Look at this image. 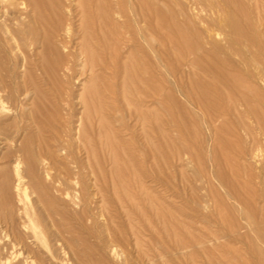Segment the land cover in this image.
Listing matches in <instances>:
<instances>
[{
  "label": "rangeland",
  "instance_id": "rangeland-1",
  "mask_svg": "<svg viewBox=\"0 0 264 264\" xmlns=\"http://www.w3.org/2000/svg\"><path fill=\"white\" fill-rule=\"evenodd\" d=\"M86 1L89 3L87 4ZM135 1L45 0L52 9L45 11L46 8L42 7L40 17L27 0H0V181L2 185L4 183L8 185L7 188L0 182V238L2 239L5 233L12 232L11 223L21 229V221L27 220L25 214L27 212L39 224L46 239L45 245L48 246L44 248L40 240H36L34 246L42 250L40 258L42 262L39 261L37 264L61 262L62 264L70 262L71 264H258L260 263L258 257L249 251L248 246L252 243L254 247L264 249L260 238L259 240L257 238L259 220L264 219L262 217L264 216V51H262L264 29L258 28L256 31L257 38L260 39V42L255 44L257 47L241 45L243 50L237 48V53L234 51L233 54L224 44L223 36L219 35V37L212 31V21L221 13L218 9V11L215 8L211 9L213 0H153L168 18L184 23V26L187 25L189 29L191 27L190 30H194L190 31L192 33L188 31V35L186 31L187 36L184 38L197 47L194 52H185L184 56V53L176 48L182 37H178L174 29L171 32L170 28L164 30L167 32L164 36L151 29H145L144 23L139 20L134 10ZM87 7L90 11L85 9ZM215 11L220 13H214ZM103 12L104 15L108 14L109 21ZM151 22L153 23V18ZM193 33L197 35L194 36ZM214 35L219 45L218 50L214 49V52L216 50L218 53L213 55L211 39H214ZM147 38L149 49L145 43ZM99 40H105L104 42L110 47L108 50L104 49L106 53L101 52L102 48L98 49ZM84 41H88L86 43L98 49L93 47L91 56L93 60H87L89 64L92 62V65L86 64V59L77 55L78 48ZM188 41L187 43H190ZM111 47H116L118 52H115V49L112 51ZM51 48L58 50L63 57H67L71 61L68 62L70 65H65L67 59L63 60L55 55ZM144 49L146 52H143ZM162 49L167 55L166 62L158 66L156 54ZM113 52L116 53L117 71L120 70L116 77L111 71L113 65L110 66L113 63ZM182 55L185 58H182ZM75 57L77 59L74 61ZM145 57L149 62L143 63ZM243 57L246 58L247 63ZM108 59L110 61L105 63ZM192 59H195L196 63L200 61L196 64L191 61ZM94 63L98 66L93 65ZM100 63H104L106 67L104 68V65L99 67ZM215 63L219 66L217 67L218 64ZM71 64H73L72 69ZM48 68L56 75L50 72L49 74ZM65 68L68 70L64 72ZM126 68L129 69L128 72ZM215 68L222 69V75L225 72V77L232 86L229 81L228 83L225 81L227 78L215 74ZM130 70H133V73L137 72L135 73L137 79L142 77L138 86L149 87L146 85L152 81V84L149 82L150 87L146 90L138 88L137 79L134 78L135 82L134 79L130 82L128 76V79H125L126 75L132 73ZM231 72L237 73L238 78L235 76V79L237 81L240 79L239 82L235 81V84L232 82L235 79ZM66 73H69V76ZM143 77L150 79L146 83ZM241 82L245 85L238 84ZM236 84L239 88L233 90L232 87ZM197 85L212 92L208 93L206 90L201 94L204 91L198 86L202 95L200 97ZM134 86H137L136 89ZM159 86L166 95L163 105H159V93L155 91L156 95L154 92ZM132 88L135 94L137 88H141L140 91L147 92L149 89L152 92L148 93V99H146L148 96L143 97L145 95L142 94L140 100L144 103L135 105L132 103L135 98L133 91L130 90ZM118 89L122 97L117 94ZM110 91L111 93L116 91L117 97ZM213 92L219 96L215 99L217 98L221 103L211 99L214 97ZM208 94L211 98L205 97L209 96ZM243 95L244 101L241 98ZM64 97L69 101L66 99V102ZM197 98H200L202 103ZM214 103L218 106L216 107ZM201 104L208 109L210 115L203 111L205 109ZM134 111L142 112L140 114L144 119L151 113L162 115L157 116L162 120V131L166 134L164 136L163 132L166 141H164L166 144L164 142L163 144L166 147L162 153L165 154L162 156L161 153L158 154L163 157L162 159L157 155L154 156L155 158L152 155L146 157V150L142 151L147 145L146 136L150 135L148 137L150 139L152 133L150 134L149 131L147 132L149 135L144 136L142 117L139 116L141 119L135 121L134 114H137L136 118L140 114ZM214 112L218 115L216 113L215 116ZM128 115L130 118H127ZM114 116L118 121L121 118V121L118 122ZM80 117L86 118L83 119V128L88 132L84 129L82 140L77 138L78 135L76 136L80 128L78 122ZM40 118L46 119L47 125L43 120L42 126L39 123ZM55 120L58 121V123L56 121L57 126L54 125ZM65 121L69 122V127L66 125L68 122ZM48 124H51V127H47L50 126ZM68 129L71 131L69 132ZM15 130L18 133L13 141H10L9 134L10 132L11 135L15 134ZM67 132L72 134L70 140L69 135H66ZM86 137L88 140L85 139ZM153 137L155 138V134ZM44 138L46 141H43ZM130 139L133 141H129ZM155 140L152 142H157ZM112 141L116 143L115 146L110 143ZM22 142L23 147L20 146ZM38 142H40L39 146ZM82 142L83 144L86 142L84 146ZM66 143L69 148L68 155L64 150ZM85 146L89 149H85ZM111 147L115 150H111ZM87 150L90 154H87ZM47 153L50 159L47 158ZM17 162L18 164L21 162L19 166L17 165L19 171L16 169L19 175L14 173ZM65 172L69 174L66 175ZM5 177L8 178L6 179L9 180L8 182ZM17 181L21 187L27 186L28 198L20 194L21 201L19 195L16 196ZM74 183L79 186L77 184L75 186ZM54 184L56 187H61L59 192L52 187ZM4 187L6 191H3ZM52 208L57 210L56 214L60 209H64L66 215L64 218L60 210L63 216L61 212H59L61 218L59 214L54 215V222L56 224L64 222L60 224H67L66 227L72 229L70 236L68 233L62 234V237L65 235L63 238H66L64 245L60 244L62 243L60 241L57 244V231L50 226L51 221L47 214ZM78 216L82 220H79ZM78 220L82 222L79 223ZM68 223L72 226H68ZM61 245L65 248H61ZM3 253L5 255V251ZM19 256V259H22L23 255Z\"/></svg>",
  "mask_w": 264,
  "mask_h": 264
},
{
  "label": "bare ground",
  "instance_id": "bare-ground-1",
  "mask_svg": "<svg viewBox=\"0 0 264 264\" xmlns=\"http://www.w3.org/2000/svg\"><path fill=\"white\" fill-rule=\"evenodd\" d=\"M26 1V0H25ZM126 1V0H125ZM27 2H28V4H30L31 5V7H32V9H33V11L37 14V16H40V11H41V8L43 7V9H44V7L46 8L45 9V11L47 10V9H49V10H51L52 9V7H50V5H48V3L47 2H45V0H27ZM26 2V3H27ZM54 2V1H53ZM84 2H85V0H84ZM136 2V7H135V9L134 10H136V14H137V16L139 17V20H141L143 23H144V26H145V29H151V30H153V31H156V32H158V34L160 35V36H164L165 35V32L166 31H164V30H166V29H169L170 30V32H171V30H173V31H175L174 33H176L177 34V36L178 37H182L181 39L180 38H178V40L180 39V40H182L181 42H178L177 43V49H179L180 51H182L183 53V55L185 56L186 54H185V52H191V51H193L197 46H195L194 47V45H192V42L190 41V43H187V41L188 40H186V38H184V37H186L187 35H188V31H189V33H192V32H190V31H194V30H190L191 29V27H190V29H189V27L186 25V26H184L185 24L184 23H178V22H176V21H174L172 18H168V16H166V14L164 13V11H163V9L161 8V7H159L158 5H156L155 4V1H153V0H136L135 1ZM81 3V2H80ZM86 3H87V1H86ZM86 3L84 4V6L86 5ZM89 3V2H88ZM87 3V4H88ZM92 3V2H91ZM108 5V4H107ZM212 6V8L211 9H213V8H215L216 10L218 9V10H220L221 11V13H222V15H221V13H220V11L218 12V13H220V16L218 17V15H216V14H214L215 16H217L218 18H216L215 20H213L212 22V31H214V34H216V35H222L223 36V38H222V40H224L225 42H224V44L225 45H227V47L231 50V52H233V54H235V52H236V50H237V48H239L238 50H240V48L242 49V47H247V46H253V45H255L256 43H259L260 42V39L259 38H257V34H256V31H258L257 29L258 28H261V29H264V0H215V2H214V0H213V2H212V4H211ZM100 6V5H99ZM216 6V7H215ZM91 7V6H90ZM96 8V7H95ZM105 9H106V7H104ZM103 8V9H104ZM107 8H108V6H107ZM83 9V8H82ZM87 11H90V10H88V7L87 8H85ZM90 9V8H89ZM104 9V10H105ZM125 9V8H124ZM84 10V9H83ZM214 10V9H213ZM212 10V11H213ZM217 10V11H218ZM82 11V10H81ZM95 11V10H94ZM107 11V13H108V10H106ZM129 11V10H128ZM127 10H126V12H128ZM217 11H215L214 13H217ZM53 12H55V11H53ZM86 13V12H85ZM84 13V14H85ZM92 13V12H91ZM106 13V12H105ZM217 13V14H218ZM93 14H94V12H93ZM97 14V13H96ZM95 14V15H96ZM99 14V13H98ZM103 15H104V12H103ZM56 16H57V14H56ZM88 16H90V15H88ZM104 16H106L107 18H108V21H109V17H108V14L107 15H104ZM36 17V16H35ZM41 17V16H40ZM47 18V17H46ZM89 18V17H88ZM152 18H153V23L151 22L152 21ZM89 19H92V18H89ZM104 19V18H103ZM105 21L107 20L106 18L104 19ZM90 22H92V21H90ZM93 23V22H92ZM105 23V22H104ZM110 23H112V22H110ZM4 24V23H3ZM108 24V23H107ZM93 25V24H92ZM112 25V24H111ZM130 25V24H129ZM104 26V25H103ZM84 27H85V24H84ZM111 27V26H110ZM116 27V26H115ZM132 27V26H131ZM90 28V27H89ZM101 28H102V26H101ZM108 28V27H107ZM114 28V27H113ZM106 29V28H105ZM147 29V30H148ZM193 29V28H192ZM260 30V29H259ZM89 31V30H88ZM104 31V30H103ZM106 31H108V30H106ZM116 31V30H115ZM152 31V32H153ZM186 31H187V35H186ZM105 32V31H104ZM147 32V31H146ZM155 32V33H156ZM163 32H164V34H163ZM92 33V32H91ZM167 33V32H166ZM259 33V32H258ZM113 34H115L114 33V31H113ZM151 34V33H150ZM157 34V35H158ZM195 33H193V35H194ZM262 34H264V33H262ZM42 35V34H41ZM173 35V34H172ZM190 35V34H189ZM197 34H195L194 36H196ZM260 35V34H259ZM99 36V35H98ZM101 36V35H100ZM105 36V35H104ZM104 36H103V38H104ZM176 36V35H175ZM191 36V35H190ZM116 37V36H115ZM220 37V36H219ZM100 38V37H99ZM110 38V37H109ZM158 38V37H157ZM164 38H166V37H164ZM190 38V37H189ZM192 38V37H191ZM158 39H161V40H163L162 38H158ZM188 39V38H187ZM214 39H215V35H214ZM211 39V44H212V47H213V50H212V52L211 53H213V55L214 54H217L218 53V51H217V53H216V50H218L217 49V47H218V42L216 41L217 39ZM101 40H103V39H101ZM101 40H99V42L97 41V44L99 45V47H98V49L99 50H101L100 48H102L103 50H101V52L103 53H106L105 51H104V49H106V50H108V45L104 42V41H101ZM194 40V39H193ZM158 41V40H157ZM188 41V42H189ZM262 41H264V40H262ZM86 42H88V41H86ZM85 41L80 45V48H78V51H77V55H80L81 57L83 56V58L84 59H86V61L87 60H93V58L91 57L92 56V48L94 47V49L96 48V46H93L92 47V45H90V43L88 44V43H86ZM108 42V41H107ZM176 42V41H175ZM198 42V41H197ZM66 43V42H65ZM146 45H148L147 47H148V49H149V39L147 38L146 39ZM181 43V44H180ZM15 44V43H14ZM163 44V43H162ZM194 44H196V42L194 43ZM198 44H200L199 42H198ZM240 45V47H237V46H239ZM241 45H242V47H241ZM243 45H245V46H243ZM259 45V44H258ZM262 45H264V44H262ZM52 46H54V45H52ZM256 47H257V45H255ZM114 47V46H113ZM198 47H199V45H198ZM249 47V48H250ZM216 48V50H215V52H214V49ZM227 48V49H228ZM262 48H264V47H262ZM52 49V48H51ZM94 49H93V51H94ZM97 49V48H96ZM97 49V50H98ZM109 49H110V47H109ZM113 49H115L114 51L115 52H118V49L115 47V48H112L111 47V50L113 51ZM134 48H132V50H133ZM220 49V48H219ZM227 49H225V51L227 50ZM228 49V50H229ZM48 50V49H47ZM52 50H54V49H52ZM233 50V51H232ZM243 50V49H242ZM255 50V49H254ZM235 51V52H234ZM257 51V50H256ZM262 51H264V49H262ZM52 52V51H51ZM54 53H55V55H58V56H60L61 57V59H67V57H63L62 55H60L59 54V51L57 50V51H53ZM95 52V51H94ZM143 52H146L145 51V49L143 50ZM194 52V51H193ZM220 52V51H219ZM229 52V51H228ZM240 52V51H239ZM251 52V51H250ZM259 52H261V51H259ZM58 53V54H57ZM97 53H99V52H97ZM102 53H100V57H102L101 55H102ZM132 53V52H131ZM210 53V52H209ZM227 53V52H226ZM237 53V52H236ZM241 53V52H240ZM70 54H72L71 52H70ZM113 54H114V52H113ZM112 54V55H113ZM118 54V53H117ZM133 54V53H132ZM239 54V53H238ZM242 54H244V53H242ZM261 54V53H260ZM54 55V54H53ZM74 55V54H73ZM97 55V54H96ZM99 55V54H98ZM105 55H107V54H105ZM104 55V56H105ZM131 55V54H130ZM151 55V54H150ZM182 55V56H183ZM225 55V54H224ZM230 55H232V53L230 54ZM75 56V55H74ZM74 56H73V58H74ZM107 56H109V55H107ZM111 56V55H110ZM143 56V55H142ZM147 56V55H146ZM166 52L164 53V50L162 49V51L161 50H159L158 52H157V54H156V59H157V64H158V66H160V65H162L163 63H165L166 62ZM181 56V57H182ZM182 57V58H185V57ZM201 56V55H200ZM203 56V55H202ZM205 56V55H204ZM216 56H218V55H216ZM242 56H244V55H242ZM255 56V55H254ZM262 56V55H261ZM71 57H72V55H71ZM144 57V56H143ZM148 57V56H147ZM147 57H145L146 59L144 60V62L143 63H146L145 61H147V62H149V60H148V58ZM181 57H180V59H181ZM198 57V56H197ZM206 57H207V54H206ZM219 57V56H218ZM225 57V56H224ZM227 57H229V56H227ZM241 57V56H240ZM245 57V56H244ZM243 57V58H244ZM252 57V56H251ZM45 58V57H44ZM73 58H72V60H73ZM99 58V57H98ZM106 58V57H105ZM139 58V57H138ZM137 58V59H138ZM195 58V57H194ZM205 58V57H204ZM210 58V57H209ZM208 58V59H209ZM242 58V59H243ZM257 58V57H256ZM47 59V58H46ZM77 58L75 57V59H74V61L76 60ZM100 59V58H99ZM134 59V58H133ZM197 59V58H196ZM201 59V58H200ZM206 59V58H205ZM215 59V58H214ZM213 58H212V60H214ZM218 59V58H217ZM216 59V60H217ZM224 59H226V57L224 58ZM224 59H222V60H224ZM228 59V58H227ZM245 60H246V58H244ZM243 59V60H244ZM70 60H71V58H70ZM82 60V59H81ZM91 60V61H92ZM115 60H116V53L112 56V61H113V63H111V65L110 66H112V74H113V76H117V73H119L118 71H120V70H118L117 71V69H118V67H117V62H115ZM184 60V59H183ZM231 60V59H230ZM242 60V61H243ZM244 60V61H245ZM58 61V60H57ZM100 61V60H99ZM110 60L108 59L107 60V62H105V63H108ZM136 61V60H135ZM192 62H194V63H196V60L195 59H192L191 60ZM200 61V60H199ZM199 61L196 63V64H198L199 63ZM244 61H243V63H244ZM61 61H59V63H60ZM64 62H66V61H64ZM68 62H70L71 63V61H69L68 59H67V64L65 63V65H70V64H68ZM73 62V61H72ZM84 62H85V60H84ZM88 62V61H87ZM86 62V64H89V62L87 63ZM98 62V61H97ZM134 62V61H133ZM201 62L203 63V61L201 60ZM92 63V62H91ZM90 63V64H91ZM246 63H247V60H246ZM61 64V63H60ZM59 64V65H60ZM86 64H84V65H86ZM89 64V65H90ZM97 65V63H94L93 65ZM131 64V63H130ZM136 64H137V61H136ZM151 64V63H150ZM215 64H218V63H215ZM214 64V65H215ZM222 64V63H221ZM238 64V63H237ZM72 65L73 64H71V66H70V68L72 67ZM92 65V64H91ZM100 65L101 66H99V67H102L103 65V67L105 68L106 67V65L104 64V63H100ZM108 65V64H107ZM129 65V64H128ZM134 65V64H133ZM133 65H130L131 67H133ZM147 65H148V63H147ZM235 65V64H234ZM234 65H232V67L234 66ZM62 66V65H61ZM63 66H64V64H63ZM62 66V69H64V67ZM98 66V65H97ZM130 66H128L129 67V69H130ZM150 66V65H149ZM219 66V64L217 65V67ZM44 67H46V66H44ZM60 67V66H59ZM67 67V66H66ZM136 67V66H135ZM144 67V66H143ZM216 67V66H215ZM47 68V67H46ZM54 68V67H53ZM61 68V67H60ZM84 69H85V67H83ZM89 68H91V67H89ZM134 68V67H133ZM138 68V67H137ZM150 68V67H149ZM214 68V67H213ZM234 68H236V72H237V67H236V65H235V67ZM50 69H52V68H50ZM56 70H57V68H55ZM72 69V68H71ZM127 69V68H126ZM129 69H127V71L126 72H128V70ZM132 69V68H131ZM216 70H215V74H217V75H219V76H223L222 78H227V77H225V72H224V75H222V73H221V71H222V69L220 70V69H218V68H215ZM61 70V69H60ZM66 70H68V68L66 69L65 68V70H63L64 72L66 71ZM224 70V69H223ZM58 71H59V69H58ZM132 73H133V70H130ZM239 71V70H238ZM257 71V70H256ZM50 72V70H49V68H48V73ZM71 72V71H70ZM131 72H129V73H131ZM213 72V71H212ZM50 73H52V74H55L56 75V73L54 72H50ZM49 73V74H50ZM128 74V75H126V78L125 79H128L127 78V76L129 77V81L130 80H133L134 78L135 79H137V77H135V73H137L136 71H135V73H133V74ZM232 73V72H231ZM230 73V74H231ZM234 73V72H233ZM232 73V77L235 79V76L238 78V76L236 75V74H233ZM67 74V73H66ZM69 74V73H68ZM67 74V76H69ZM111 74V73H110ZM214 74V73H213ZM137 75V74H136ZM141 75V74H140ZM227 75H229V74H227ZM145 77V76H144ZM143 77V78H144ZM231 77V80H233V78ZM98 79V78H97ZM124 79V80H125ZM135 79H134V82H135ZM146 78H144L143 79V81H145L146 83H147V81H149V79L150 78H148L147 77V79L145 80ZM127 80V81H128ZM142 80V77H140V78H138L137 79V86H138V84H139V81H141ZM217 80V79H216ZM127 81H126V83H127ZM212 81V80H211ZM218 81H220V80H218ZM225 81H227V83H228V81H229V79L227 78ZM235 81L236 82H239L240 81V79H239V81H237V79H235L234 81H232L234 84H235ZM124 82V81H123ZM131 82V81H130ZM150 82V81H149ZM149 82L147 83L148 85H146L145 83V85L146 86H149L150 87V85H149ZM195 82V81H194ZM245 82H247V81H244V83ZM126 83H124L125 85H126ZM129 83V82H128ZM141 83H143V82H141ZM140 83V84H141ZM229 83H231L230 81H229ZM135 84V85H136ZM150 84H152V81L150 82ZM217 84V83H216ZM220 84V83H219ZM239 85H245V84H243L242 82L241 83H238ZM238 84H236V86L235 85H233V90L235 89H237V88H239L237 85ZM203 85V84H202ZM227 85H229V84H227ZM231 86H232V83L230 84ZM229 85V86H230ZM89 86V85H88ZM131 86V85H130ZM137 86H134V88L136 89V87ZM199 85H197V89H198V91H199V95H200V88L202 89V91H204V92H202L201 94H204L205 92H206V90H204L202 87H198ZM204 86V85H203ZM226 86V85H225ZM235 86V87H234ZM111 87H113V86H111ZM110 87V88H111ZM117 87V86H116ZM139 87H141V88H145L144 86L142 87V86H138V88ZM149 87H146L145 88V90L147 89V88H149ZM154 87V86H153ZM207 87H209V86H207ZM246 87H247V84H246ZM248 87H250L249 85H248ZM114 88H115V86H114ZM119 88V87H118ZM131 88V87H130ZM134 88H132V89H130V90H134ZM137 88V90H136V94H135V92L133 91H131L132 92V94L133 95H135V98H134V96H131V98H134L133 100H132V103H134L135 105H137L138 103H144V102H141V100H140V96H142V94L143 95H145V96H143V97H146V96H148L146 99H148L149 98V92H152L151 90L149 91V89L147 90V92L144 90V91H140V90H142L141 88L140 89H138ZM210 88H212V87H210ZM221 88V87H220ZM223 88H224V86H223ZM254 88V87H253ZM128 89V88H127ZM156 89V90H155ZM154 89V92L156 91V92H158L159 93V105H163L164 104V102H165V100H164V96H166V95H164V90H163V88L162 87H158V88H155ZM228 89V88H227ZM230 89V88H229ZM250 89H251V87H250ZM255 89V88H254ZM116 90V89H115ZM119 90L120 89H118V95L121 93H119ZM212 90H214V88H212ZM225 90V89H224ZM93 91V90H92ZM111 91H112V89H111ZM111 91H110V93H111ZM123 91V90H122ZM140 91V92H139ZM163 91V92H162ZM208 91V90H207ZM209 91H211V90H209ZM209 91H208V93H209ZM215 91H217V90H215ZM214 91V92H215ZM230 91V90H229ZM96 92H98V91H96ZM125 92V91H124ZM131 92H129L130 94H131ZM153 92V93H154ZM156 92H155V94H156ZM212 92V91H211ZM213 92V93H214ZM114 93V94H113ZM115 93H116V91L115 92H112L111 94L114 96L115 95ZM128 93V92H127ZM163 93V94H162ZM197 93V92H196ZM229 93V92H228ZM230 93H231V91H230ZM232 93H233V91H232ZM122 94V93H121ZM120 94V95H121ZM131 94V95H132ZM207 94V93H206ZM226 93L224 92V95H225ZM88 95H90V94H87V96ZM127 95V94H126ZM157 95V94H156ZM209 96H205V97H208V98H211L210 97V94H208ZM231 95H233V94H231ZM245 95V94H244ZM244 95L241 97L242 99H243V97H244ZM253 95V94H252ZM66 96V95H65ZM116 96V95H115ZM196 96H198V95H196ZM196 96H195V99H196ZM202 95H200V97H201ZM212 96H214L213 98H211V99H214L213 101L215 102H218V103H221V102H219L218 101V99L216 100L215 99V97L217 96V95H215V93L212 95ZM228 96V95H227ZM239 96V95H238ZM255 96V95H254ZM84 97V96H83ZM117 97V96H116ZM115 97V100L117 99ZM121 97H122V95H121ZM127 97V96H126ZM217 97H219V96H217ZM223 97V96H222ZM229 97V96H228ZM246 97V96H245ZM88 98V97H87ZM66 102H67V98H63ZM67 99V100H66ZM79 99V98H78ZM145 99V100H146ZM200 99V98H199ZM198 98H197V100L198 101H200ZM207 99V98H206ZM220 99V98H219ZM238 98H236V100H237ZM245 99V98H244ZM244 99H243V101H244ZM89 100V99H88ZM135 100V101H134ZM143 100V99H142ZM145 100H143V101H145ZM228 100H230V99H228ZM239 100V99H238ZM249 100V99H248ZM69 101V100H68ZM197 101V102H198ZM202 101V100H201ZM200 101V103H202ZM212 100H211V102H213ZM224 101V100H223ZM1 102V101H0ZM65 102V103H66ZM147 102V101H146ZM145 102V103H146ZM36 103H37V101H36ZM91 103V102H90ZM203 103H204V100H203ZM31 104V103H30ZM67 104V103H66ZM86 104H87V102H86ZM88 104H89V101H88ZM167 104V103H166ZM213 104V103H212ZM215 104V106L217 105L216 103H214ZM231 104H232V102H231ZM40 105V104H39ZM202 105V104H201ZM207 105H209L208 104V102H207ZM246 105V104H245ZM249 105V104H248ZM247 105V106H248ZM33 106V105H32ZM88 105H86V107H87ZM100 106V105H99ZM99 106H98V109H100L101 108V106H100V108H99ZM147 106V105H146ZM166 106V105H165ZM198 106H199V104H198ZM204 105H202L201 107H203ZM218 106V105H217ZM216 106V107H217ZM232 106V105H231ZM246 106V107H247ZM250 106V105H249ZM42 107H43V105H42ZM54 107V106H53ZM86 107H85V109H86ZM205 107V106H204ZM203 107V108H204ZM32 108V107H31ZM92 108V107H91ZM163 109H164V107H162ZM199 108V107H198ZM230 108V107H229ZM36 109V108H35ZM45 109V108H44ZM43 109V110H44ZM87 109H90V108H87ZM96 109V108H95ZM205 110H203L204 112L206 111H208V109L207 108H204ZM207 109V110H206ZM18 110V109H17ZM101 110V109H100ZM214 110V109H213ZM217 110V109H216ZM254 110V109H253ZM15 111V110H14ZM38 111V110H37ZM93 111V110H92ZM97 111V110H96ZM209 111H211V110H209ZM251 111H252V109H251ZM17 112V111H16ZM33 112V111H32ZM57 112V111H56ZM101 112V111H100ZM134 112H138V111H134ZM41 113V112H40ZM43 113V112H42ZM98 113V112H97ZM141 114H142V112H140ZM139 112H138V114H140ZM148 113V112H147ZM149 113H151L150 111H149ZM215 113V116H216V113L217 112H214ZM34 114V113H33ZM56 114V113H55ZM60 114V113H59ZM128 114H131L132 115V113H129L128 112ZM138 115V118H136L137 116V114L135 113L134 115H135V121H137L139 118L141 119V117H142V115ZM156 115H154V114H150V116H147L145 119L142 117V119H144V121L141 119V121H142V125L144 126V133H145V135L144 136H146V135H149L148 133H149V131H150V134H151V136L153 137V135L155 134V138L153 137H151L152 138V140H151V138L149 139L148 137L150 136H146V138H145V141H146V143L145 144H147L146 146H145V149L144 150H142L143 152L146 150V152H145V155H146V157L148 156H150L151 157V155L154 157L155 155H157V156H159L160 157V155H158V154H160L161 153V156L163 155V154H165V153H162L164 150V147H166V141L164 140V136H166V134H165V132L164 131H162L163 130V128H162V124H161V121L162 120H160L157 116H162V115H158L157 113H155ZM162 114V113H161ZM207 114L208 115H210V113L209 112H207ZM206 114V115H207ZM23 115V114H22ZM58 115V114H57ZM61 115V114H60ZM148 115V114H147ZM212 115V114H211ZM217 115H218V113H217ZM55 116V115H54ZM53 116V119H55V117ZM129 117H127V118H130V115H128ZM139 116H141V117H139ZM205 116V115H204ZM61 117V116H60ZM71 117V116H70ZM87 117V116H86ZM114 117H116V116H114ZM132 117H134L133 115H132ZM145 117V116H144ZM210 117H213V116H210ZM51 118V117H50ZM68 118H69V116H68ZM90 118V117H89ZM88 118V119H89ZM112 118H113V116H112ZM52 119V120H53ZM66 119V118H65ZM64 119V120H65ZM83 119H86V118H83V117H80V121H78L79 122V126H80V128H79V130H78V132L75 130V132H77L78 134H76V136H77V138L79 139V140H82L83 139V137H81V135H82V133L84 132V129H86V128H83ZM87 119V120H88ZM116 120L118 119L117 117L115 118ZM115 119H114V121H115ZM120 120L119 121H121V118H119ZM137 119V120H136ZM183 119V118H182ZM211 119V118H210ZM228 119V118H227ZM40 121H39V123L40 124H42L43 122H45V121H47L46 119L44 120V119H42L41 120V118L39 119ZM44 120V121H43ZM68 120V119H67ZM90 120H92L91 118H90ZM101 120V119H100ZM179 120V119H178ZM41 121H43V122H41ZM56 121L57 120H55V124L54 125H56ZM58 121H60L59 119H58ZM58 121H57V123H58ZM118 121V120H117ZM118 121V122H119ZM140 121V122H141ZM210 121V120H209ZM217 121V120H216ZM227 121V120H226ZM229 121V120H228ZM49 122V121H48ZM62 122V125H63V121H61ZM68 121H65V123H67ZM86 122H88V121H86ZM116 122V121H115ZM139 122V121H138ZM208 122V121H207ZM31 123H33V122H31ZM46 123V122H45ZM50 123H52L51 121H50ZM92 123V122H91ZM90 123V124H91ZM131 123H133V122H131ZM144 123H145V125H144ZM37 124V123H36ZM68 124H69V122L66 124L67 125V127H69L68 126ZM77 124V123H76ZM88 124H89V122H88ZM93 124V123H92ZM91 124V125H92ZM134 124V123H133ZM163 124H164V122H163ZM213 124V123H212ZM46 125H47V123H46ZM48 125H50V126H47V127H51V124H48ZM53 125V126H54ZM110 125V124H109ZM226 125V124H225ZM42 126H43V124H42ZM57 126V125H56ZM78 126V127H79ZM99 126V125H98ZM128 126V125H127ZM147 126L149 127V128H147ZM21 127V126H20ZM55 127V126H54ZM54 127H52V128H54ZM78 127H77V129H78ZM89 127V126H88ZM103 127H104V125H103ZM107 127V126H106ZM120 127V126H119ZM135 127V126H134ZM213 127V126H212ZM18 127H16V129H17ZM89 128H91V127H89ZM127 128V127H126ZM125 128V129H126ZM136 128V127H135ZM162 128V129H161ZM19 130L21 129V128H18ZM38 129V128H37ZM50 129V128H49ZM70 129V128H69ZM68 129V131L70 132L71 130H69ZM120 128H118V130H119ZM228 129V128H227ZM41 130V129H40ZM81 130H83L82 132H81ZM107 130H109V129H107ZM16 131V130H15ZM26 131V130H25ZM24 131V132H25ZM86 132H87V129L85 130ZM89 131V130H88ZM115 131V130H114ZM113 131V134H115V132ZM146 131V132H145ZM195 131V130H194ZM56 132V131H55ZM69 132H67L66 133V135L68 136V139H69V137L72 135L71 133L69 134ZM137 132V131H136ZM140 132V131H139ZM148 132V133H147ZM163 132H164V136H163ZM189 132V131H188ZM17 131H16V133L15 134H13V135H11L12 134V132H10V141H13V138L14 137H16V135H17ZM33 133V132H32ZM88 133V132H87ZM104 133V132H103ZM121 133V132H120ZM147 133V134H146ZM195 133V132H194ZM56 134V133H55ZM60 134V133H59ZM6 135H7V133H6ZM35 135V134H34ZM57 135H58V133H57ZM56 135V136H57ZM62 135V134H61ZM5 136V135H4ZM8 136V135H7ZM35 136H37V135H35ZM50 136V135H49ZM53 136H54V134H53ZM55 136V137H56ZM89 136V135H88ZM72 137V136H71ZM197 137V136H196ZM7 138V137H6ZM50 138H51V136H50ZM50 138H48V139H50ZM76 138V139H77ZM82 138V139H81ZM89 138V137H88ZM96 139H97V137H95ZM20 139V138H19ZM56 139V138H55ZM55 139H54V141H55ZM85 139H87V137L85 138ZM122 139V138H121ZM154 139H156L155 141H157V142H155V143H153L154 141ZM8 140V141H9ZM16 140V139H15ZM53 140V139H52ZM70 140V139H69ZM88 140V139H87ZM90 140V139H89ZM92 141H93V139H91ZM98 140V139H97ZM110 140V139H109ZM24 141V140H23ZM43 141H46L45 140V138H44V140ZM102 141V140H101ZM105 141H107V139L105 140ZM111 141V140H110ZM129 141H133V140H129ZM153 141V142H152ZM165 141V142H164ZM25 142V141H24ZM27 142V141H26ZM41 142H42V139H41ZM84 142V141H83ZM83 142L81 143L83 146L85 145V143L83 144ZM118 142V141H117ZM121 142V141H120ZM163 142L165 143V144H163ZM13 143V142H12ZM19 143H20V141H19ZM40 142H38V146L40 145L39 144ZM43 143H45V142H43ZM67 143H68V141H67ZM66 143V144H67ZM71 143V142H70ZM102 143V142H101ZM109 143V142H108ZM107 142H106V144H108ZM110 143H112V144H114L113 143V141L112 142H110ZM109 143V144H110ZM119 143V142H118ZM117 143V146L119 145ZM128 143V142H127ZM143 143V142H142ZM99 144H100V142H99ZM108 144V145H109ZM19 145V144H18ZM88 145H90L89 146V148L91 147V144H90V142L88 143ZM93 145V144H92ZM98 145V144H97ZM111 145V144H110ZM116 145V143L114 144V145H112V146H115ZM165 145V146H164ZM21 147H23L24 146V143L22 142V145H20ZM19 146V147H20ZM68 146V144L66 145V147L64 148V150H65V154L66 155H68V151H69V148L67 147ZM94 146V145H93ZM107 146V145H106ZM131 146V145H130ZM82 147V146H81ZM86 147V148H85ZM84 148L85 149H89V148H87L88 146H85ZM95 147V146H94ZM119 147V146H118ZM122 147V146H121ZM222 147V146H221ZM16 148V147H15ZM36 148H38V147H36ZM71 148V147H70ZM109 147H107V149H108ZM116 148V147H115ZM133 148V147H132ZM40 149V148H39ZM84 149V150H85ZM129 149V148H128ZM167 149V148H166ZM11 150V149H10ZM19 150H20V148H19ZM91 150V149H90ZM95 150V153H96V149H94ZM104 150V149H103ZM111 150H115L114 149V147L112 148L111 147ZM118 150V149H117ZM116 150V151H117ZM127 150V149H126ZM133 150V149H132ZM251 150V149H250ZM23 151H25V149L23 150ZM89 150H87V152H88ZM109 151V150H108ZM115 151V152H116ZM131 151V150H130ZM129 151V152H130ZM166 151V150H165ZM19 152V151H18ZM35 152V151H34ZM38 152V151H37ZM71 152V151H70ZM86 152V151H85ZM90 152V151H89ZM87 153V154H90V153ZM112 152V151H111ZM115 152H113V153H115ZM118 152V151H117ZM136 152V151H135ZM92 153V152H91ZM196 153V152H195ZM11 154V153H10ZM36 154V153H35ZM38 154V153H37ZM49 153H47V158H49L50 157V155H48ZM112 154V153H111ZM130 154V153H129ZM134 154V153H133ZM177 154V153H176ZM101 155V154H100ZM132 155V154H131ZM27 156V155H26ZM25 156V158H27ZM118 156V155H117ZM132 157V156H131ZM133 157H134V155H133ZM199 157V156H198ZM20 158V157H19ZM18 158V161H20V159ZM96 158V157H95ZM111 158V157H110ZM115 158V157H114ZM118 158V157H117ZM121 158V157H120ZM155 158V157H154ZM161 158V157H160ZM163 158V157H162ZM161 158V159H162ZM28 159V158H27ZM50 159V158H49ZM80 159V158H79ZM165 159V158H164ZM60 160V159H59ZM14 161V160H13ZM53 161V160H52ZM27 162H29V161H27ZM83 162V161H82ZM97 162V161H96ZM15 163V162H14ZM21 163V162H20ZM19 163V164H20ZM72 163V162H71ZM139 163V162H138ZM19 164H18V162L16 163V168L14 169L15 171H16V169H18L17 168V165L19 166ZM24 164V163H23ZM54 164V163H53ZM27 165V164H26ZM45 165V164H44ZM70 165V164H69ZM99 166V165H98ZM28 167V166H27ZM31 167V166H30ZM45 167V166H44ZM52 167V166H51ZM157 167V166H156ZM63 168H65L66 169V167H63ZM75 168V167H74ZM88 168H89V166H88ZM99 168V167H98ZM167 168V167H166ZM26 169H28V168H26ZM64 169V170H65ZM21 170V169H20ZM44 170H47V169H44ZM60 170V169H59ZM63 170V171H64ZM90 170V169H89ZM92 170V169H91ZM97 170V169H96ZM100 170V169H99ZM18 171H19V169H18ZM48 171V170H47ZM57 171V170H56ZM67 171H68V169H67ZM118 171V170H117ZM116 171V172H117ZM135 171V170H134ZM25 172V171H24ZM34 172V171H33ZM69 172V171H68ZM98 172V171H97ZM167 172V171H166ZM221 172V171H220ZM14 173H17V171L16 172H14ZM64 173V172H63ZM66 173V172H65ZM70 173V172H69ZM68 173V174H69ZM91 173V172H90ZM94 173V172H93ZM159 173V172H158ZM18 174V173H17ZM47 174H49V173H47ZM46 174V175H47ZM67 173H66V175H68ZM95 174V173H94ZM123 174V173H122ZM206 174V173H205ZM7 175V174H6ZM19 175V174H18ZM18 175H16V176H18ZM61 175V174H60ZM21 176V175H20ZM45 176V175H44ZM7 177V176H6ZM5 177V180L6 179H8V178H6ZM51 177V176H50ZM66 177V176H65ZM95 177H97V176H95ZM125 177V176H124ZM123 177V178H124ZM139 177V176H138ZM3 178H4V176H3ZM18 178V177H17ZM121 178V177H120ZM135 178V177H134ZM36 179V178H35ZM45 179V178H44ZM62 179V178H61ZM18 181H19V179H17ZM53 180H56V179H53ZM114 180V179H113ZM134 180V179H133ZM7 181V180H6ZM9 181V180H8ZM7 181V182H8ZM17 181V182H18ZM45 181V180H44ZM74 181V180H73ZM72 181V182H73ZM95 182H96V180H94ZM93 181V182H94ZM135 181V180H134ZM1 182V181H0ZM56 182H57V180H56ZM59 182V181H58ZM57 182V183H58ZM78 182V181H77ZM16 183V182H15ZM141 183V182H140ZM6 183H4L3 185H5ZM8 184V183H7ZM17 185H16V190L15 191H17L16 192V196L17 195H19V200H20V194H22L24 197H27L26 195H27V191H26V188H27V186L26 185H24V187H21V185L19 184V182L18 183H16ZM22 184V183H21ZM26 184V183H25ZM75 184V183H74ZM77 184V183H76ZM76 184H75V186H76ZM1 185H2V182H1ZM2 185V186H3ZM34 185V184H33ZM39 185V184H38ZM47 185V184H46ZM56 185H58V184H56ZM78 186H79V184H77ZM115 185V184H114ZM211 185V184H210ZM8 185H5V187H7ZM26 186V187H25ZM55 186V184L52 186L53 188H55L54 190L55 191H57V192H59V190H60V188L59 187H54ZM233 186V185H232ZM5 187L3 188V191L5 190ZM28 187H30V185L28 186ZM121 187V186H120ZM140 187V186H139ZM2 188V187H1ZM8 188V187H7ZM99 188V187H98ZM97 188V189H98ZM122 188V187H121ZM124 189V188H123ZM141 190H142V188H140ZM149 189V188H148ZM147 189V190H148ZM8 190V189H7ZM6 191V190H5ZM62 191V190H61ZM67 191V190H66ZM133 191V190H132ZM56 192V193H57ZM75 192V191H74ZM80 192V191H79ZM135 192V191H134ZM143 192V191H142ZM122 193V192H121ZM3 194H4V192H3ZM54 194V193H53ZM80 194V193H79ZM130 194V193H129ZM5 195V194H4ZM61 195V194H60ZM144 195H145V193H144ZM72 196V195H71ZM1 197V196H0ZM44 197V196H43ZM54 197V196H53ZM65 197H66V195H65ZM122 197V196H121ZM28 198V197H27ZM129 198V197H128ZM38 199V198H37ZM56 199V198H55ZM61 199V198H60ZM1 200V199H0ZM18 200V201H19ZM27 200H29V199H27ZM62 200H63V198H62ZM71 200V199H70ZM74 200V199H73ZM154 200V199H153ZM17 201V200H16ZM21 201V200H20ZM64 201V200H63ZM62 201V202H63ZM156 201V200H155ZM51 202V201H50ZM54 202V201H53ZM69 202V201H68ZM2 203V202H1ZM74 203V202H73ZM10 204V203H9ZM22 204V203H21ZM24 204V203H23ZM131 204V203H130ZM75 205V204H74ZM134 205V204H133ZM59 206V205H58ZM62 206V205H61ZM135 206H136V204H135ZM23 207V206H22ZM63 207V206H62ZM18 208V207H17ZM78 208V207H77ZM19 209V208H18ZM22 209V208H21ZM36 209V208H35ZM82 209V208H81ZM10 210H12V209H10ZM25 210V209H24ZM33 210V209H32ZM61 210V209H60ZM59 210V212H63V210H61L60 211ZM153 210V209H152ZM4 211H5V209H4ZM57 211V210H56ZM53 208L52 209H49V211H48V214H47V216H48V219H50V223H51V227L53 226L55 229H56V231H57V234L56 235H58V241H56L57 242V244H58V242L60 241V242H62V243H60V244H63V242L66 240V238L64 239L63 237L66 235V233H68L69 234V236H70V233L72 232V229H69L68 227H66V225L65 224H60V223H64V222H60V220H57L58 222H60V223H55L54 222V218H53V216L54 215H57L58 216V214H59V212H58V214H56L57 212H56ZM78 211V210H77ZM131 211V210H130ZM62 212H61V215H62ZM74 212V211H73ZM144 212V211H143ZM20 213V212H19ZM68 213V212H67ZM78 213V212H77ZM81 213H82V211H81ZM169 213V212H168ZM12 214V213H11ZM26 214V216H27V220L26 219H23V220H26V221H21L22 222V228L20 229L16 224H14V223H11V227H12V232H11V229L9 230L11 233L9 234V233H5V235H4V237L2 236V239L0 238V264H37V263H39V261L40 262H42L41 261V251L42 250H39L36 246H34V244L36 243V240H40V243H42L41 245H43V247L45 246V247H48V246H46L45 245V238L43 237V235H42V230H41V228L39 227V224H37L32 218H31V215H29L27 212L25 213ZM34 214V213H33ZM63 214H64V218H66V215H65V213L63 212ZM20 215V214H19ZM60 214H59V217L61 216ZM84 214L82 213V216H83ZM22 216V215H21ZM63 216V215H62ZM68 217H69V214L67 215ZM76 216V215H75ZM81 216V217H82ZM11 217V216H10ZM33 217V216H32ZM74 217V216H73ZM85 217V216H84ZM171 217V216H170ZM178 217V216H177ZM262 217H264V216H262ZM261 217V218H262ZM61 218V217H60ZM75 218H77V217H75ZM173 218V217H172ZM230 218V217H229ZM40 219V218H39ZM78 219L79 220H82V219H80L79 218V216H78ZM165 220L167 219L166 217L164 218ZM174 219V218H173ZM78 220V221H79ZM175 220V219H174ZM56 221V222H57ZM61 221H62V219H61ZM74 221V220H73ZM176 221V220H175ZM260 221V223H259V230H258V232H259V237L257 236V238H258V240H259V238H260V241H261V244H262V246H264V219H262V220H259ZM80 222H82V221H79V223ZM148 222H149V220H148ZM43 223V222H42ZM67 223V222H66ZM178 223V222H177ZM180 223V222H179ZM141 224V223H140ZM257 224V223H256ZM45 225V224H44ZM58 225V226H57ZM71 225V224H70ZM69 225V223H68V226H70ZM183 225V224H182ZM223 225V224H222ZM72 226V225H71ZM70 226V227H71ZM83 226V225H82ZM229 226V225H228ZM52 227V228H53ZM182 227V226H181ZM187 227V226H186ZM9 228H10V223H9ZM174 228H175V226H174ZM188 228V227H187ZM229 228V227H228ZM86 230V229H85ZM187 230V229H186ZM206 230V229H205ZM5 231V230H4ZM73 231H74V229H73ZM140 231V230H139ZM6 232V231H5ZM77 232H79V231H77ZM81 232V231H80ZM211 232V231H210ZM55 233V232H54ZM63 233H65V235L62 237V234ZM48 234V233H47ZM185 234V233H184ZM191 234V233H190ZM201 234V233H200ZM258 234V233H257ZM215 235V234H214ZM68 236V235H67ZM86 236V235H85ZM176 236V235H175ZM188 236V235H187ZM213 236V235H212ZM220 236V235H219ZM74 238H75V236H74ZM80 239H82V237H79ZM111 238V237H110ZM202 238V237H201ZM247 238H248V236H247ZM56 239V238H55ZM68 239H70V238H68ZM71 239H72V237H71ZM222 239V238H221ZM74 240V239H73ZM83 240H86V239H83ZM248 240V239H247ZM66 242V241H65ZM47 243V242H46ZM49 243V242H48ZM179 243V242H178ZM200 243V242H199ZM199 243H198V245H199ZM68 244V243H67ZM197 244V243H196ZM249 244V243H248ZM41 245H39V247L41 246ZM64 245V244H63ZM63 245H61L60 247L61 248H65V247H63ZM71 245V244H70ZM230 245V244H229ZM67 246V245H66ZM211 246V245H210ZM44 247V248H45ZM68 247H69V245H68ZM180 247V246H179ZM211 247H214V246H211ZM230 247V246H229ZM243 247V246H242ZM67 248V247H66ZM216 248V247H215ZM187 249V248H186ZM248 249H249V251L251 252V253H253L255 256H257L258 257V261L260 262V263H258V264H264V249H262V248H256V247H254V245L252 244V243H250L249 244V246H248ZM49 250V249H48ZM62 250V249H61ZM68 250H69V248H68ZM82 250V249H81ZM5 251V255H4V252ZM164 251V250H163ZM185 251V250H184ZM207 251V250H206ZM113 252V251H112ZM209 252V251H208ZM8 253V255H6ZM49 253V252H48ZM63 253H66V252H64L63 251ZM201 253H202V251H201ZM238 253V252H237ZM23 255V257H22V259L20 258L19 259V255ZM72 254V253H71ZM79 254V253H78ZM245 254V253H244ZM253 254L251 255V256H253ZM73 255V254H72ZM80 255V254H79ZM92 255V254H91ZM190 255V254H189ZM19 256V257H18ZM215 256V255H214ZM222 256V255H221ZM224 256V255H223ZM226 256V255H225ZM87 257V256H86ZM91 257V256H90ZM93 257V256H92ZM77 258L78 259H80V256H78L77 255ZM225 258V257H224ZM232 258V257H231ZM42 259H43V256H42ZM65 259V258H64ZM81 260V259H80ZM90 260V259H89ZM193 260V259H192ZM219 260V259H218ZM232 260V259H231ZM242 260V259H241ZM82 261V260H81ZM91 262H92V260H90ZM185 261V260H184ZM211 261V260H210ZM217 261V260H216ZM228 261V260H227ZM247 261V260H246ZM66 261H64V263H65ZM203 262V261H202ZM208 262V261H207ZM79 263H80V261H79ZM84 263V262H83ZM246 263H248V262H246ZM60 264H62V262L60 263ZM68 264V263H67ZM69 264H71V262L69 263ZM218 264H220V263H218ZM257 264V263H256Z\"/></svg>",
  "mask_w": 264,
  "mask_h": 264
}]
</instances>
